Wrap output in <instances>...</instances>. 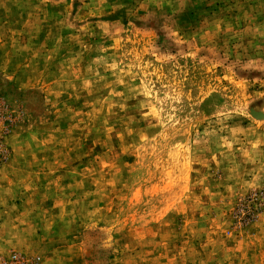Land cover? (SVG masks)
Returning a JSON list of instances; mask_svg holds the SVG:
<instances>
[{"label": "rangeland", "instance_id": "obj_1", "mask_svg": "<svg viewBox=\"0 0 264 264\" xmlns=\"http://www.w3.org/2000/svg\"><path fill=\"white\" fill-rule=\"evenodd\" d=\"M264 264V0H0V254Z\"/></svg>", "mask_w": 264, "mask_h": 264}, {"label": "built area", "instance_id": "obj_2", "mask_svg": "<svg viewBox=\"0 0 264 264\" xmlns=\"http://www.w3.org/2000/svg\"><path fill=\"white\" fill-rule=\"evenodd\" d=\"M0 264H36L34 260L21 253H11L10 256L0 254Z\"/></svg>", "mask_w": 264, "mask_h": 264}]
</instances>
